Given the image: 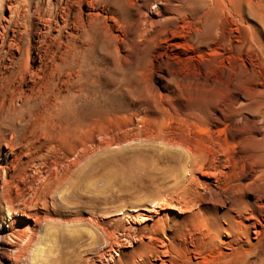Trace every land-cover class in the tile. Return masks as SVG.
<instances>
[{
	"label": "bare ground",
	"instance_id": "obj_1",
	"mask_svg": "<svg viewBox=\"0 0 264 264\" xmlns=\"http://www.w3.org/2000/svg\"><path fill=\"white\" fill-rule=\"evenodd\" d=\"M3 7L8 15L0 16V225L6 229L0 238L17 251L13 264L22 259L17 246L28 239V231L8 219L13 188L28 168L41 175L50 156L69 149L91 127L103 132L106 114L116 104L105 91H143L150 87L148 73L182 79L180 69L189 68L190 54L226 48L247 56L253 42L259 44L258 36L264 37V5L253 0H0ZM228 23L237 27V44L226 35ZM239 71L236 79L245 75ZM262 109L261 116L257 113L264 123ZM219 114L228 121L242 117L229 108ZM258 132L238 135L236 156L229 157L238 170L233 190L242 197L215 200L222 213L201 210L169 228L160 219L139 239L138 251L122 262L264 264V134ZM48 181L52 188L60 185ZM185 205L189 210L194 202ZM42 253L35 248L34 264H40Z\"/></svg>",
	"mask_w": 264,
	"mask_h": 264
},
{
	"label": "rangeland",
	"instance_id": "obj_2",
	"mask_svg": "<svg viewBox=\"0 0 264 264\" xmlns=\"http://www.w3.org/2000/svg\"><path fill=\"white\" fill-rule=\"evenodd\" d=\"M253 1L264 5V0ZM1 15L7 17L5 7ZM225 32L239 43L234 24L228 23ZM258 38L247 56L226 48H217L215 55L204 49L203 58L190 54L189 68L180 69L182 79L148 73L144 78L151 84L146 91L124 87L120 94L113 88L105 91L110 98L115 96L116 104L106 114L103 132L91 127L69 149L50 156L41 175L28 168L18 188H13L8 219L28 231V239L17 246L23 253L19 264H34L37 247L44 252L40 264H124L138 251L146 229L160 219L169 228L201 210L222 213L220 206H213L215 200L230 194L242 197L233 190L238 170L229 157L238 135L255 136L258 129L264 134L258 117L264 108L263 34ZM33 56L30 51L29 58ZM23 58L27 61V53ZM210 62L211 69L201 68ZM236 69L245 73V79L235 78ZM230 104L238 106L233 109ZM228 108L244 119L224 120L219 113ZM211 114L220 119L216 122ZM48 180L60 185L52 188ZM188 201L194 206L186 210ZM3 229L6 226L0 225V237ZM1 240L0 264H13L17 251ZM26 243H31L29 248Z\"/></svg>",
	"mask_w": 264,
	"mask_h": 264
}]
</instances>
